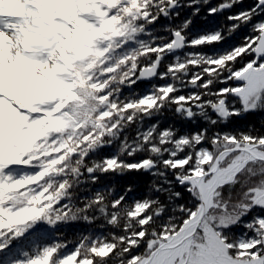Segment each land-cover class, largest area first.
<instances>
[{"label":"snow or ice","instance_id":"6c2138e0","mask_svg":"<svg viewBox=\"0 0 264 264\" xmlns=\"http://www.w3.org/2000/svg\"><path fill=\"white\" fill-rule=\"evenodd\" d=\"M253 113L264 0H0V264H264Z\"/></svg>","mask_w":264,"mask_h":264},{"label":"trees","instance_id":"16d2710c","mask_svg":"<svg viewBox=\"0 0 264 264\" xmlns=\"http://www.w3.org/2000/svg\"><path fill=\"white\" fill-rule=\"evenodd\" d=\"M165 122H167V120ZM261 122H264V113H253V114H249L247 117H244V118L236 121V126L244 127L247 124H255V125L259 126ZM121 182H123V181H121ZM189 199L190 198L188 197L187 193H185L183 196V199L178 201V203L187 202V201H189ZM76 227H77L76 225H69L67 228L68 235H71Z\"/></svg>","mask_w":264,"mask_h":264}]
</instances>
